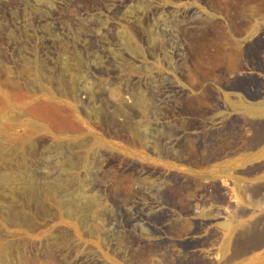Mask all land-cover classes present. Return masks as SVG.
<instances>
[{"label": "rangeland", "instance_id": "rangeland-1", "mask_svg": "<svg viewBox=\"0 0 264 264\" xmlns=\"http://www.w3.org/2000/svg\"><path fill=\"white\" fill-rule=\"evenodd\" d=\"M0 264H264V0H0Z\"/></svg>", "mask_w": 264, "mask_h": 264}, {"label": "bare ground", "instance_id": "bare-ground-1", "mask_svg": "<svg viewBox=\"0 0 264 264\" xmlns=\"http://www.w3.org/2000/svg\"><path fill=\"white\" fill-rule=\"evenodd\" d=\"M176 52H177V51H176ZM174 53H175V52H174ZM110 186H111V183H110ZM136 207H137V206H136ZM139 208H140V207H139ZM134 209H135V208H134ZM140 209H141V208H140ZM143 211H144V210H143ZM143 211H142V212H143ZM135 213H136V212H135ZM132 214L134 215V213H132ZM145 214H146V213H145ZM133 215H132V216H133ZM136 215H137V214H136ZM137 216H138V215H137ZM133 217H134V216H133ZM133 217H132V218H133ZM144 217H145V216H144ZM140 218H141V217H140ZM134 219H136V218H134ZM138 221H139V220H138Z\"/></svg>", "mask_w": 264, "mask_h": 264}]
</instances>
